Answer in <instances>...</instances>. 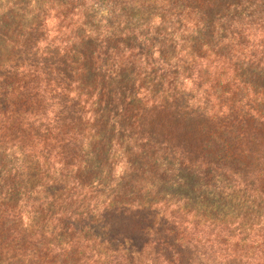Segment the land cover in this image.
Masks as SVG:
<instances>
[{
  "label": "trees",
  "instance_id": "obj_1",
  "mask_svg": "<svg viewBox=\"0 0 264 264\" xmlns=\"http://www.w3.org/2000/svg\"><path fill=\"white\" fill-rule=\"evenodd\" d=\"M0 264H264V0H0Z\"/></svg>",
  "mask_w": 264,
  "mask_h": 264
}]
</instances>
